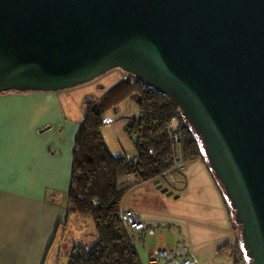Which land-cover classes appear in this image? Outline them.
Wrapping results in <instances>:
<instances>
[{
	"label": "water",
	"instance_id": "1",
	"mask_svg": "<svg viewBox=\"0 0 264 264\" xmlns=\"http://www.w3.org/2000/svg\"><path fill=\"white\" fill-rule=\"evenodd\" d=\"M113 68L179 108L264 264V0H0V94Z\"/></svg>",
	"mask_w": 264,
	"mask_h": 264
},
{
	"label": "trees",
	"instance_id": "2",
	"mask_svg": "<svg viewBox=\"0 0 264 264\" xmlns=\"http://www.w3.org/2000/svg\"><path fill=\"white\" fill-rule=\"evenodd\" d=\"M128 99L135 100L138 107L137 116L127 118L124 126L134 146L135 153L130 156L112 153L101 132L103 114ZM198 159L207 162L201 139L181 116L179 108L168 96L128 74L127 79L107 90L88 108L79 124L72 151L70 184L65 192V219L61 224L70 217L72 224L80 215H88L94 229L85 240H76L71 245L60 240L59 248L57 235L51 244V248H58L55 257L59 258L63 250L65 264H144L136 243L149 234L143 231L134 235L123 222V212L130 209L123 206L126 194L141 183L181 174L185 163ZM239 243L241 264L244 261L247 264L241 238ZM231 256L239 264L236 253Z\"/></svg>",
	"mask_w": 264,
	"mask_h": 264
},
{
	"label": "rangeland",
	"instance_id": "3",
	"mask_svg": "<svg viewBox=\"0 0 264 264\" xmlns=\"http://www.w3.org/2000/svg\"><path fill=\"white\" fill-rule=\"evenodd\" d=\"M127 77V72L113 68L93 81L61 90L59 98L63 117L57 113L53 120L62 123L55 124L42 133L46 135L44 138L47 139L50 153L54 152L51 145L55 146L66 138L62 132L63 123H67V120L82 121L88 108L94 105L100 96ZM137 114L138 107L133 99H128L115 110L103 114L104 125L101 132L112 153H135L124 126L127 118ZM107 119L112 121L111 125L105 123ZM185 167L187 169L181 174L135 186L123 200L124 207L136 206L134 209L139 212L148 227L144 232L154 230L151 235H144L136 243L140 259L146 263L149 250L159 245L163 248L185 246L197 256L201 264H235L231 259V254L234 253L241 264L242 259L238 253L241 249L240 230L235 224L229 203H226L214 174L209 170L208 163L198 159L185 163ZM80 217L72 221L70 230L60 228L58 248L60 240L71 245L76 240H85L90 230L94 229L90 216ZM57 250L54 247L52 254ZM53 259H58L59 264H65L64 251L61 250L59 258L54 255Z\"/></svg>",
	"mask_w": 264,
	"mask_h": 264
},
{
	"label": "crops",
	"instance_id": "4",
	"mask_svg": "<svg viewBox=\"0 0 264 264\" xmlns=\"http://www.w3.org/2000/svg\"><path fill=\"white\" fill-rule=\"evenodd\" d=\"M59 92L0 94V264H59L51 244L60 228L72 226L70 216L64 224L61 221L81 123L66 119L62 128L66 138L51 145L50 153L42 133L62 123L53 120L57 113L63 117Z\"/></svg>",
	"mask_w": 264,
	"mask_h": 264
},
{
	"label": "built area",
	"instance_id": "5",
	"mask_svg": "<svg viewBox=\"0 0 264 264\" xmlns=\"http://www.w3.org/2000/svg\"><path fill=\"white\" fill-rule=\"evenodd\" d=\"M182 170V167L177 166ZM123 222L128 226L134 235L146 230V226L139 214L132 210H125L122 214ZM153 231H148L151 235ZM144 264H201L199 259L185 246H175L173 248L158 247L150 251L147 262Z\"/></svg>",
	"mask_w": 264,
	"mask_h": 264
}]
</instances>
